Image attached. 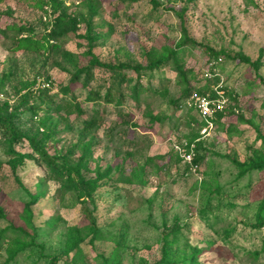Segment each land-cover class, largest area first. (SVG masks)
<instances>
[{
  "label": "rangeland",
  "instance_id": "1",
  "mask_svg": "<svg viewBox=\"0 0 264 264\" xmlns=\"http://www.w3.org/2000/svg\"><path fill=\"white\" fill-rule=\"evenodd\" d=\"M58 1L77 23L61 47L38 52L10 50L11 39L18 26L44 34L59 11H44L35 0L0 1V105L17 109L18 130L43 138L58 161L66 156L71 166L82 158L81 174L97 186L92 199L74 184L63 191L34 158L13 168L0 129V264H103L110 255L115 264H188V258L264 264V226L254 225L264 196V163L240 174L233 161H264V0ZM179 43L185 44L176 65L154 71L151 84L158 92L147 104L137 105L129 94L123 104L89 103L80 82H71L75 67L87 64L89 48L103 62L145 65ZM209 49L228 57H210ZM107 76L95 69L90 86L105 79L107 87ZM203 86L223 107L220 117L216 113L211 124L199 127L186 102ZM37 90L61 107L35 112L32 104L47 106L21 105L24 93ZM70 98L83 114L62 107ZM182 99L183 108L176 109L173 101ZM192 117L197 123L190 129ZM87 119L96 122L90 131L83 129ZM188 137L194 155L200 142L195 170L175 155ZM13 148L35 156L26 138ZM86 211L100 229L96 237ZM11 225L33 240L13 257L9 241L19 231ZM175 225L183 237L174 234L173 241ZM168 247L171 258L163 253Z\"/></svg>",
  "mask_w": 264,
  "mask_h": 264
},
{
  "label": "trees",
  "instance_id": "2",
  "mask_svg": "<svg viewBox=\"0 0 264 264\" xmlns=\"http://www.w3.org/2000/svg\"><path fill=\"white\" fill-rule=\"evenodd\" d=\"M1 1V0H0ZM186 2H191L192 0H184ZM35 6L40 9L46 11L47 7H51L53 12L59 11L56 14L52 22L50 23V28L47 32L41 35H35L33 30L24 28L22 26H18L17 34L11 39L9 49L10 50H25L30 52H38L44 49H55L61 47L68 36V33L74 28L75 24L77 23L76 18H71L67 13L61 10L60 8V1L58 0H35ZM46 7V8H45ZM1 16V13H0ZM192 43V42H189ZM185 43L176 44L175 49L165 50L162 53L156 54L154 56L148 57L147 63L145 65L139 64H130L127 62H117V63H110V62H103L99 60V58L92 52V50L88 49L89 59L86 65H82L79 67H75V71L71 76V82H80L81 88L86 90V94L84 97V101L93 102V103H104V104H123L125 102L126 94H129V97L134 101L137 105L141 102L147 104V97L157 91V88H153L151 84V80L154 76V71L160 69L161 67L169 64L170 62L176 65L180 54L183 51L182 45ZM210 57H217L219 54H223L224 56L228 57L223 51H214L213 49H209ZM95 69H101L107 73V78L109 81L108 86H105L106 80H101L102 82L97 84V86H90V82L95 78ZM132 71L134 75H129L128 72ZM145 78V83L142 82V79ZM63 94L65 95L68 93L69 88L65 86L62 88ZM103 91V93H101ZM198 92L200 94H205L208 92L210 95H215V92L209 89L208 86H203V88L199 89ZM188 94V93H187ZM186 94V95H187ZM64 97V96H63ZM76 98V97H74ZM27 101L30 103H34V101H38V103L45 105L47 107H41L40 105L32 104L30 106V110L40 111V110H49V109H59L61 104L59 102H55L53 96L49 95L44 90H37L35 92H28L22 95V103L24 105ZM62 103V102H61ZM175 108H183V99L182 100H174L173 101ZM62 107H68V109H73L78 115L83 114V110L80 108L78 102L72 98L70 99H63ZM69 112V110H67ZM218 114V113H217ZM18 116L17 109H11L7 102H4L0 105V129H3L7 138L5 139L6 143V150L7 154L10 156V164L14 168L17 164H22L25 159L27 158H34V160H39L43 163L47 168V173L49 174V179L60 181L62 186L61 188L63 191L66 190L65 187H68L67 183L74 184L79 191L82 193L86 198L92 199V194L96 189L95 180L85 178L80 171L81 166V159L77 163L70 166L67 164L66 156H61L60 161L57 160L56 156H51L45 149L44 146V139L28 136L27 134L22 133L13 122V119ZM220 117V114L217 115ZM198 123L195 118H190L187 122V125L190 126V129L195 127L197 123L199 127L205 124V121L201 119L198 115ZM154 119L157 122L160 121L159 118L155 117ZM96 122L94 119H87L83 120V129L86 131H90ZM197 137V133L192 135V138ZM28 141L29 146L32 149V152L35 153L33 156L31 153L28 152H18L13 148V145L24 140ZM186 142L188 145L194 139H190L189 137L187 140H182ZM180 143V142H179ZM200 145L199 141H195V155L193 157L192 162L198 164L201 159V156L198 154L197 147ZM88 151V150H87ZM178 160H182L183 158L179 156L178 152L175 154ZM87 156L84 154L82 157ZM180 157V158H179ZM237 165L240 167V174L248 171L249 167L254 166L256 168L263 167L262 162L246 165L240 164L236 160H233ZM186 168L191 169L190 163L184 161ZM72 186V185H71ZM73 187V186H72ZM29 211V210H28ZM85 214L89 217V231L96 237L100 233V229L95 226L94 218H92L91 213L86 211ZM207 219H205L206 221ZM254 225L257 229L264 226V196L259 201L257 205V209L254 216ZM12 231L15 233V236L9 241L14 246V250L10 254V257L19 250H24L29 247L30 244L33 243V240L27 239L29 234H25L23 228L16 227L11 225ZM173 228V232L171 234H179L181 236V232L177 229L175 225ZM175 232V233H174ZM25 234V237H22V234ZM172 235V236H173ZM173 241L177 240V237L174 235L172 238ZM172 243L170 240L168 244ZM1 242H0V249H1ZM261 251L264 252V238L262 239L261 243ZM164 253V256L170 255V248L168 247ZM53 259V258H52ZM172 260V259H171ZM191 258L187 259L188 264H199L197 262H191ZM116 260L113 255L109 257H105L103 264H115ZM48 264H56L53 261L49 262Z\"/></svg>",
  "mask_w": 264,
  "mask_h": 264
},
{
  "label": "built area",
  "instance_id": "3",
  "mask_svg": "<svg viewBox=\"0 0 264 264\" xmlns=\"http://www.w3.org/2000/svg\"><path fill=\"white\" fill-rule=\"evenodd\" d=\"M186 103L193 108L206 124H211L215 119L216 113L223 107V102L220 97L216 96L212 98L208 92L201 95L193 93L189 96ZM176 148L183 160L190 163L191 169L195 170L197 164L192 162L194 157L193 144L188 145L186 142H183L177 145Z\"/></svg>",
  "mask_w": 264,
  "mask_h": 264
}]
</instances>
